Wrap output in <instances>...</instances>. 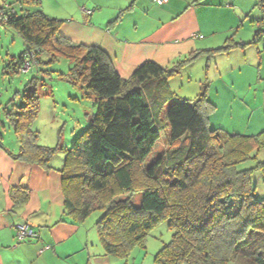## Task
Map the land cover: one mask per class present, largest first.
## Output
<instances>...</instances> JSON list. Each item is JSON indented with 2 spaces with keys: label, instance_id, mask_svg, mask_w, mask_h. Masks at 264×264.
I'll return each mask as SVG.
<instances>
[{
  "label": "trees",
  "instance_id": "1",
  "mask_svg": "<svg viewBox=\"0 0 264 264\" xmlns=\"http://www.w3.org/2000/svg\"><path fill=\"white\" fill-rule=\"evenodd\" d=\"M30 5L39 6L40 0L0 4L6 17L0 24L18 34L24 46L3 72H27L64 56L69 67L63 76L94 96L95 111L69 148L61 145L60 134L54 147L39 145L32 127L39 112L32 77L3 109L18 149L13 153L4 146L1 130L0 147L15 160L47 170L54 154L64 150L59 168L63 215L83 223L93 211L101 212L95 228L105 256L127 258L134 247H145L151 229L166 220L172 234L154 255L156 264H264V197H258L251 181L264 165L238 167L256 159L264 147V130L245 135L211 128L215 105L205 85L193 98L173 100L169 80L201 52L170 66L146 61L123 78L101 48L67 40L58 33L61 20L41 9L31 11ZM255 5L263 16L255 21L253 43L264 36V0ZM244 45L229 38L206 52ZM29 54L31 65L23 71ZM161 138L164 148L156 152ZM137 192L142 197L135 205L131 197ZM9 194L16 204L27 200L17 188Z\"/></svg>",
  "mask_w": 264,
  "mask_h": 264
},
{
  "label": "crops",
  "instance_id": "2",
  "mask_svg": "<svg viewBox=\"0 0 264 264\" xmlns=\"http://www.w3.org/2000/svg\"><path fill=\"white\" fill-rule=\"evenodd\" d=\"M13 1L18 0L0 4ZM26 7L61 20L58 33L67 40L101 48L123 78L146 61L170 66L201 52L197 59L206 58L207 73L212 61L215 66L212 78L201 80L196 91L205 85L215 105L209 126L245 135L264 130V36L252 42L258 28L254 21L263 16L259 7L251 23L245 20L254 0H40L39 6ZM229 38L245 45L206 52ZM18 146L16 141L5 147L14 153ZM62 162L47 170L15 160L0 147V264H113L104 255L93 221L75 223L63 215ZM253 162L264 165V147ZM251 181L258 197H264V168L256 169ZM11 188L26 194V202L14 203ZM20 222H27L38 236L17 242L14 226ZM77 253L83 255L74 259Z\"/></svg>",
  "mask_w": 264,
  "mask_h": 264
},
{
  "label": "rangeland",
  "instance_id": "3",
  "mask_svg": "<svg viewBox=\"0 0 264 264\" xmlns=\"http://www.w3.org/2000/svg\"><path fill=\"white\" fill-rule=\"evenodd\" d=\"M255 3L256 0H254L253 10L245 18L246 23H251L250 17L254 16L253 12L258 11ZM16 8L20 13L21 9L18 4ZM254 23L256 24L255 21ZM241 29L242 26L239 27V30ZM23 47L22 39L18 34L0 24V120L2 122L0 130L3 136L2 142L5 146L11 148L17 141L12 126L4 117V107L10 105V99L16 92L22 94L24 86L32 77H35V81L30 87L31 90H37L39 97V112L32 124L33 129L38 131V144L54 147L60 134L61 145L69 148L74 138L88 125L89 116L95 111V98L84 88L70 83L63 76L69 67V60L64 56H60L54 64H37L27 72L4 73L5 64L8 63L12 56L17 57ZM205 66L206 58L197 59L190 64V67L183 70L181 74L171 79L170 86L175 93L173 100L193 98L196 95L200 81L207 83V80L212 78V71L215 67L214 61H212L208 73ZM45 69L53 70L54 72L45 73L43 72ZM205 73H207L206 77ZM235 108L238 109L237 107ZM162 148H164V140L161 138L155 150L157 152ZM63 158L64 150L56 152L51 159V165L56 161L61 162ZM253 164V160L249 159L239 164L238 167L246 169L253 166ZM141 197L142 193L137 192L131 198L134 204L138 205ZM100 214L101 212L99 211H93L85 220V223L88 224L89 221L96 223ZM171 234L172 231L168 228L167 221H161L149 232L145 247L136 246L131 249L127 258L114 257L111 261H113V264H156L154 255L170 240ZM82 255L83 253H77L74 259H79ZM69 262L71 263L73 260H69Z\"/></svg>",
  "mask_w": 264,
  "mask_h": 264
},
{
  "label": "built area",
  "instance_id": "4",
  "mask_svg": "<svg viewBox=\"0 0 264 264\" xmlns=\"http://www.w3.org/2000/svg\"><path fill=\"white\" fill-rule=\"evenodd\" d=\"M155 2H166L168 0H153ZM82 10L88 15L91 13L90 10L82 8ZM6 17H2V15L0 14V21H5ZM201 37V36H200ZM32 54H29L27 56V59L25 60V62L22 65V70L26 71L32 62ZM15 239L17 242H25V241H30L34 238H36L38 236V234L33 231V229L29 226V224L27 222H20L15 224Z\"/></svg>",
  "mask_w": 264,
  "mask_h": 264
},
{
  "label": "water",
  "instance_id": "5",
  "mask_svg": "<svg viewBox=\"0 0 264 264\" xmlns=\"http://www.w3.org/2000/svg\"><path fill=\"white\" fill-rule=\"evenodd\" d=\"M88 120H91V118L89 117V119Z\"/></svg>",
  "mask_w": 264,
  "mask_h": 264
}]
</instances>
